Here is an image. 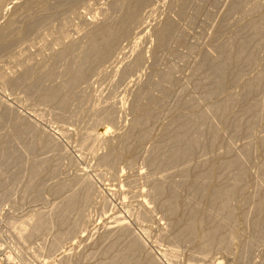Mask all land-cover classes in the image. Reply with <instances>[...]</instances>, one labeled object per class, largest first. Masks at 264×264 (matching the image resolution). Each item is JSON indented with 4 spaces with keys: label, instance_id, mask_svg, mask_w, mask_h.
<instances>
[{
    "label": "rangeland",
    "instance_id": "374dc122",
    "mask_svg": "<svg viewBox=\"0 0 264 264\" xmlns=\"http://www.w3.org/2000/svg\"><path fill=\"white\" fill-rule=\"evenodd\" d=\"M132 1L0 0V45L11 44L0 51V150L12 151L0 155L1 160L11 158L5 164L0 161L1 262L11 264L3 259L2 250L7 243L18 254L19 264H108L106 256L122 253L124 247L114 244L120 235L111 226L115 229L123 224L124 238L133 237L141 246L138 254L142 260L137 264H146V259L156 264H263L264 209L253 228L242 221L232 231L233 224H228L220 231L226 236L224 242L215 241L209 248L200 247V232L181 238L178 233L181 225L175 223L190 205L194 207L192 223L205 220L212 203L209 196L221 174L219 160L232 156L243 159L245 193L250 198L256 191L254 185L261 182L263 174L258 164L263 158L259 141L264 139V104L263 112L256 118L254 133L236 135L229 130L212 146L195 152L193 162L207 161V165L192 170L189 180L207 168L209 178L199 181L201 193L189 206L182 205L192 193V187L180 172L185 160L149 167L143 158L177 113L172 108L177 100L191 94L196 101L200 100L197 110L207 109L193 80L202 54L218 56L220 44L233 40L238 27L250 18L259 17L261 13L255 12L256 7L264 5V0H242L237 9H230L236 0H142L136 9L138 14L135 10L117 31L109 55L98 59L83 77L65 88L61 101L46 98L69 80L81 51L94 41L96 34L116 30L117 23L123 20L120 19L135 6ZM40 18L48 22L40 24ZM32 20L38 21L29 28ZM262 20L264 26V17ZM165 21L173 22L175 29L166 46L159 48L156 34ZM254 52V59L239 70L240 83L264 72V40ZM154 69L172 75L174 85L170 84L169 94L162 96L159 108L155 106L147 128H136L137 133L148 134L140 142L130 131L141 111L131 112L130 102ZM13 81L19 83L11 85L9 82ZM229 85L215 94L212 101L221 100L227 90L240 94L239 84ZM156 92L154 99L161 95L156 96ZM144 96L140 104L145 103L142 107L147 104L148 108ZM258 99L244 100L246 103L242 101L241 107ZM239 106L240 102H234L226 112L242 113ZM215 118L211 119L217 128L226 126ZM27 123L32 126V133L30 130L27 136H15V131ZM102 128H107L108 133L99 138L96 132ZM3 145L9 147L5 149ZM110 147L117 150L113 159L107 155ZM229 148L231 151L225 156L223 152ZM245 149L251 151L249 159H245ZM39 160L42 163L31 171L30 166ZM80 180L91 187L92 194L87 202L79 199L70 203L69 191L78 190ZM155 181L166 188L175 183L178 187L174 199L163 195L151 204L145 192ZM60 185L66 187L57 190ZM244 201L235 197L231 204ZM162 202L182 206L172 215L165 207L157 208ZM66 204L78 210L64 213ZM38 218L49 223L35 229ZM57 235L64 237L63 242L51 249ZM244 244L249 247L245 258H238L240 262L236 250Z\"/></svg>",
    "mask_w": 264,
    "mask_h": 264
},
{
    "label": "bare ground",
    "instance_id": "6f19581e",
    "mask_svg": "<svg viewBox=\"0 0 264 264\" xmlns=\"http://www.w3.org/2000/svg\"><path fill=\"white\" fill-rule=\"evenodd\" d=\"M135 1L136 3L132 1L135 3L134 4L135 6L133 5L132 6L135 8H132L131 6L130 7L131 10L129 8V11L127 13L124 12L125 17L123 16L124 18L120 19V20L122 19L123 20L120 23L119 22L117 23L118 27L116 28L115 31L111 29L100 31L99 34H96L94 41L88 46H86L81 51L80 61L78 64H76V67L73 69L72 75L69 78V80H66L65 82L60 84L56 88V91L54 93L47 95L46 98L48 100L56 101L57 99H59V101H61L62 92L64 91L65 88H67L69 85L75 83L77 80L83 77V75L86 74L85 71L88 68H90L98 59L104 56L107 57V55H109L110 49L113 47V44L115 42L117 31L123 28V26L129 19L130 15H133L135 13L138 14L136 9L137 7L140 8L139 6L142 0H135ZM241 1L242 0L234 1L232 3L233 5L231 4L232 8L230 9L239 8ZM183 2L181 1L180 3H183ZM128 6L129 5H127V7ZM263 6L264 5L262 4L256 7L257 11L255 12L260 11L261 13L259 17H254V19L250 18L249 21H247V23L243 24L241 27L240 26L238 27L239 29H237V31L235 32L237 36L233 40L225 41L222 44L219 43L220 45L217 48L218 53H216L218 54V56L211 57L212 55L209 56L208 54H205V53L202 54L200 58V64L197 67V73L193 76V80L195 83V88L201 90L200 95L202 94L201 95L202 98H199V99H202V102H206L207 109L197 110L198 109L197 107H199L197 106L198 105L197 102H199L200 100L196 101V98L192 96L191 94L190 95L187 94L183 99L177 100L178 103L174 101L177 104L175 106H173L174 105L173 104L172 105L173 107L172 106L171 107L176 108L177 113L174 114L169 119L168 123L163 128L162 137L155 139L154 144L150 146L146 155L143 158L144 164L146 162V164L149 167H155L162 163H176L178 161L185 160L184 161L185 163L182 166L183 168L180 169L181 170L180 172L182 176L184 177V180H186V182L189 183V186L192 187L191 188L192 193L189 196H187V199H185V202H183L182 204L185 207L187 205L189 206L190 204L188 203L195 198L197 199V197L201 193L202 187L201 185H199V181L200 183H202L203 181H207L209 178L208 173H207V169H208L207 168L205 170L202 169L203 171L201 170L199 173L197 172L198 174L194 176L193 178H191V180H189L190 179L189 175L192 172V170L203 168L205 164L207 165L206 163L207 161H201L200 163L193 162V155H195V152L199 150L202 151L204 149H207L209 146H212L216 141L221 139V137H223L226 134V132L229 130L231 131L233 130V132L236 135L237 134L250 135L252 134V131L254 133L253 128L256 122V118L257 116H259L260 113L263 112L264 72L255 74L256 76H253L251 79H248L247 81L243 83H240L241 78L239 77V74H240L239 70L241 66L242 65L244 66V64L247 65V63L250 60L254 59V53H255L254 51L258 49V47H260L262 41L264 40L263 39L264 38V26H263V20H262V18L264 17ZM125 11L127 10L125 9ZM40 19H38L40 21L37 20L38 23L40 24L47 21V20L45 21V19H43L44 20L43 21L42 18ZM32 21L33 22L29 24V28L37 22V21L35 22L34 20ZM166 22L167 21L164 22L165 23L164 25L161 24L164 27H162L163 29L160 28L161 30L159 29L160 31H158V34H156L158 35L156 37V40H157V45L159 48L166 46L168 40L170 39V36L172 35V32L175 29L174 27L175 25L173 24V22H170V23L168 22L166 23ZM155 33H157V31ZM174 38H177V37H174ZM8 45L9 44L0 45V51L6 50L11 44L9 46ZM216 46L217 45H215V47ZM67 48L68 46L64 49V51ZM165 54H166V51H165ZM158 57H159L158 54H156L155 60H157ZM242 69L243 68H241V70ZM171 76L168 74H165L164 72L159 73L156 71V69L151 70L150 73L148 74L146 82H144L145 84L142 83L143 86L141 88V91H139L140 90L139 88L138 90L139 93L135 96L133 101L130 102L131 112H136L135 111L136 109H140L141 111V114L135 117L134 123L132 122L133 129H131L132 131H130V133H132L133 135H136L137 138H139L140 142L143 141V139L147 138L148 134L147 132H140L139 130H138L139 132L137 133L136 128L138 127L147 128V126L149 125L148 120L150 116L154 115L152 114V112L155 106L157 108V105L161 101L162 96L165 94H169L168 93L169 89H172L170 88V86L174 85V84H171V81H172ZM17 81H13L9 83L11 85H16L19 83ZM229 84L230 85L239 84L241 86L240 94H238V92L237 93L229 92L227 90L228 93H225L224 96L222 95L223 98L221 97L222 98L221 100L212 101V97H214L215 94H217L219 91L224 89L223 87H226ZM28 86H30V84H28ZM158 90L162 91V94ZM156 91H158V93ZM155 92H156V96L159 95V93L161 95L158 96V98L156 97L154 99L153 96L155 95L153 94ZM143 95H146L144 96L146 97V101H147L146 103H149L150 105V107L148 108H146L147 104L145 107H142L143 104L145 105V103L140 104ZM257 97L259 98L258 100L256 101L250 100L248 104L241 107L242 101H243L242 104L243 103L245 104L246 102H244V100L246 101L248 99H256ZM237 101L240 102L239 111L243 108V111L241 110L242 113L238 112V110L236 111L241 114L234 113V111L233 112L227 111L229 112L227 113L226 108L229 105H232L234 102H237ZM203 107L205 108V106ZM158 108H159V105H158ZM173 111L174 110H171V112ZM213 117L221 119L222 122L225 123L226 126H223L224 128L221 127L222 129L218 127L219 128L218 129L213 123L214 121H212L211 119ZM32 129H33L32 126L27 123V124H24L22 128L17 129L14 134L15 136H23L26 134L29 135L28 131L31 130V133H32L33 131ZM96 133H97L96 134L97 137L104 138L106 137L108 130L107 128H102ZM125 138L124 139L121 138V139L125 140ZM27 145L23 144V146L25 147H27ZM259 145L261 146L260 148L263 149V158L260 164L258 165H259V170L262 171L261 173L263 174H262L261 182H257V184L254 185L255 187H257V189L255 192L251 194V197L248 198L247 193H245L246 192L245 186H247V184L245 183V179H244V174H245L244 168L246 167L244 165L245 161H243V159L239 157H233V156L230 158L222 159V162L221 160H219L218 164L221 170V174L218 177L217 185L215 186V188L213 189L212 193L209 196L210 202L212 203H211L210 208L208 206L209 210L205 217V220L199 221L198 224H193L191 219L193 216L194 207H190L192 206L190 205L187 208V211L181 215L179 220H176L177 221L176 223L173 222L175 224L181 225L180 231H178L181 238L190 236L195 231L200 232L198 235L199 243H200L199 245L200 247L205 248V247H208L209 244L215 241L220 242V244L221 242H224V239L226 236L224 237L220 231L228 224L230 225L233 224V227H231L232 231H234L235 229L233 230V228L237 224H239V222H242V221L243 222L246 221L250 229L256 225L257 216L264 209V139L262 140L260 139ZM3 146L5 149L9 147V145H3ZM0 147H1V144H0ZM9 151L10 150H2V151L0 150L1 152L0 155L9 153ZM230 151H231V148L227 149L225 152H223V154L225 153L224 155L227 156L230 153ZM10 152L12 153V151ZM116 152L117 150H113V148H111L108 151L107 155L109 157H112V156L115 157ZM250 152L251 151L249 149H245L244 151L245 159H249ZM108 156L106 158H108ZM0 161L1 163L5 164L11 161V158L10 159L3 158L2 160L0 159ZM34 163L36 166L35 165L30 166L31 171H35L37 169L36 168L37 164L42 163V161L39 160V161H35ZM85 183L86 182L84 180L83 181L80 180L79 181L80 188L78 190L73 189L69 191V195L67 197L68 202L70 203L74 202L75 204V202H77L79 199H81V201L83 202H87L89 200L92 194V191H91V187L88 186L87 183L86 184ZM65 187H66L65 185H60L56 189L61 190V189H64ZM176 187L178 186L175 183L173 184L170 183L169 187L166 188L162 185V183L160 184V182L155 181L154 184H151L150 189L145 192V196H146L145 198L150 202L153 201L157 197L160 198L163 195L169 200L174 199V196L177 192ZM235 197L244 198L245 203L237 204V205L231 204V199ZM170 203L171 202H162L157 208L163 209L165 207L166 210L168 209V211H170V214L172 215L174 213L177 214L178 206H182V205H178V204L172 205ZM72 209L78 210V208H76L75 206H71V204L69 205L66 204V206L63 207V210H64L63 212L66 213V212L71 211ZM79 210H82V208H79ZM153 211H154V208H153ZM235 214L236 216H234ZM232 217L234 218V221L232 220ZM230 221L232 223H230ZM48 223L45 220V218L44 219L42 218V219L37 220L36 223H34L35 224L34 227L35 229H39L40 227ZM22 225L20 226L22 227ZM111 228L116 232L118 236L120 235V237L117 238L114 244L117 246H124V247H123L122 253L113 254V255L110 254L106 256V258L108 259V264H137V262L141 261L142 257L138 254V252H140L141 250V246H139V244L136 243V240H134L133 237L129 236L128 238H124L125 226L123 224H118V226H116L115 229L112 226ZM112 232L113 231H111V233ZM231 234L234 236V233H231ZM63 238L64 237H60L57 235L53 241V245L51 249L57 248V246H59V244L63 242ZM3 246H5V244ZM113 246H114L113 244L110 245L107 252H110ZM240 247L241 248L236 250L239 253L237 256L238 261H240L241 258H245V254L247 253L249 246L247 244H244L243 246H240ZM4 248L7 249V252L4 251ZM0 250H1V243H0ZM2 253L5 255L3 259H5L6 262L11 263V264H19L20 258L18 257V254L15 252V250H13L10 247L9 244L6 243V247H3ZM0 254H1V251H0ZM146 264H156V263L154 261H150L146 259ZM242 264L244 263L242 262Z\"/></svg>",
    "mask_w": 264,
    "mask_h": 264
},
{
    "label": "crops",
    "instance_id": "0c3cea01",
    "mask_svg": "<svg viewBox=\"0 0 264 264\" xmlns=\"http://www.w3.org/2000/svg\"><path fill=\"white\" fill-rule=\"evenodd\" d=\"M0 264H3V263L1 262V259H0Z\"/></svg>",
    "mask_w": 264,
    "mask_h": 264
}]
</instances>
